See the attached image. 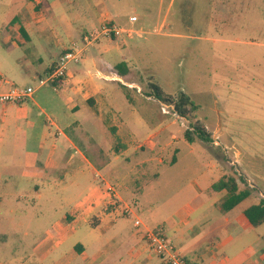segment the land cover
Returning a JSON list of instances; mask_svg holds the SVG:
<instances>
[{
	"label": "rangeland",
	"instance_id": "obj_1",
	"mask_svg": "<svg viewBox=\"0 0 264 264\" xmlns=\"http://www.w3.org/2000/svg\"><path fill=\"white\" fill-rule=\"evenodd\" d=\"M67 1L56 7L54 0H0V74L5 80L14 82L19 88H34L38 80L46 76L43 74L36 81L14 77L8 63L12 49L1 44L11 26L21 34L16 25L22 22L29 23V29L42 24L47 31L54 32L50 36L51 42L56 39L66 47L84 48L80 40L94 28H84V23L70 21L76 30L74 37H68L60 16L67 14L70 17L76 11L71 0ZM101 1V7L112 13L114 24L124 30L136 31L140 36L117 40L100 37L93 46L85 47L80 61L69 68L82 67V61L87 59L89 72L100 70L108 76L94 79L115 81V84H106L112 86L102 88L99 96L85 102V109L95 119L98 128L95 142L103 143L100 142L93 154L111 159L118 156L123 167L125 160L137 164L130 172V186L136 189L135 194L141 185L136 184L140 175L141 181L143 176L150 180L157 176L155 182L152 179L153 186H146L145 195L137 204L140 217L150 227H156L165 216L194 195L190 186L192 181L201 185L205 177H211L209 168L216 161L224 177L232 176L239 189L256 188L251 191L253 195L249 202H257L260 198L257 192L264 193V0H239L240 4L238 0ZM13 17L15 20L7 26ZM129 17L135 20L130 22ZM154 28H159L161 33H153ZM19 38L23 39L22 34ZM31 38L34 42L38 39ZM251 41L262 45H250ZM132 46L134 49L130 51ZM18 51L27 56L31 48L29 44L19 46L14 55ZM40 55L45 60V53L41 51ZM124 57L129 73L126 78L119 77L115 68ZM149 83L157 84L166 97L184 93L198 108L189 114L188 120L178 117L171 105L147 97ZM46 94L60 101L56 110L42 102L47 116L52 120L55 115L63 116L61 108H65L58 90L45 85L34 97ZM28 107L33 111L32 121L36 128L46 132V115L31 103ZM196 122L210 134L212 143L195 136L191 144L186 142L184 131ZM49 130L53 138L54 128ZM32 131L35 129H26L28 147L23 156L16 159L14 177L8 180V187L3 190L8 201L0 211L4 219L0 222V264H51L49 257L41 260L32 256V251L44 238L46 230H51L53 222L58 221L66 210L55 196L47 200L42 198L34 204L27 202L30 200L26 192L28 185L44 184L33 176L34 168H28L37 147ZM65 134L73 138L68 131ZM73 143L72 154L79 150L88 156L86 146L75 140ZM123 146L129 149L127 157L120 155ZM172 157L174 161L170 163ZM21 162L23 165L19 166ZM128 171L127 168L123 173L128 174ZM213 174L212 180L218 181L217 173ZM68 179L64 178L66 182ZM108 181V186L115 187L119 194V181L112 178ZM18 182L22 186L20 184L17 189ZM86 183L81 181L80 185ZM45 185L40 188L44 192L50 189ZM24 194L26 197L22 199ZM56 194L60 195V191ZM122 200L132 201L123 199V196ZM242 207L243 203L237 209ZM76 239L75 234L70 236L67 246Z\"/></svg>",
	"mask_w": 264,
	"mask_h": 264
},
{
	"label": "crops",
	"instance_id": "obj_2",
	"mask_svg": "<svg viewBox=\"0 0 264 264\" xmlns=\"http://www.w3.org/2000/svg\"><path fill=\"white\" fill-rule=\"evenodd\" d=\"M67 2L69 1L54 0L53 3L59 7ZM70 2L76 12L70 17L67 14L60 16L70 38L74 37L76 30L71 22L84 23V26L82 24L84 28L86 26L95 28L104 18L111 21L112 13L101 7L103 4L101 0ZM12 20L15 18L9 20L7 26ZM14 27H9L1 44L7 49H12L8 55L9 69L18 80L36 81L47 73L48 68L65 50L70 48L63 46L56 39L51 42L50 36L52 37L54 32L47 31L46 26L43 27L42 24L37 25L35 29H29V23L26 22L16 25L19 30H23V33L20 31L23 39L19 38L21 34ZM31 36L38 38L36 42L32 41ZM250 43V45H262L254 41ZM26 44L31 48L30 54L27 53L25 56L18 51V54L14 55L19 46ZM133 49V46L130 47V51ZM41 51L45 53V60L40 55ZM121 63L128 68L125 57L115 64V68ZM81 65L82 67L79 68H68L63 84L57 89L62 106L65 108H61L63 116L55 115V120H52L47 116L46 108L42 107L43 102L52 109H59L60 101L57 97L48 94L34 97V94L44 86L38 88L29 99L19 105L0 107V189L2 190L0 211L8 201V196L5 197L3 190L7 189L8 180L14 177L16 159H20L25 148L28 147L26 129H35L32 131L33 139H37L36 152L33 153V161L29 163L28 168H34L33 176L38 181L44 182L41 186L28 185L26 192L30 200L27 202L34 204L42 198L47 200L55 196L59 199V204L66 206L59 220L53 222L51 230H46L44 238L37 243L32 256L35 255L41 260L49 257L51 264H162L159 257L149 252L143 236V228H157L170 239L176 252L186 260L187 264H264V222L257 226H244L240 222L242 212L250 205L256 204L264 197V193L258 191L260 198L257 202L251 203L250 200H245L241 202L242 208L237 209L240 203L233 209L224 211L221 204L226 191L215 192L211 189L217 182L211 178L214 172L217 173L216 179L220 180L225 176L217 167V161L209 168L211 177L210 175L205 177L201 185L192 181L190 186L194 195L165 216L156 227H150L141 218L142 216L140 217L137 204L145 195L146 186H153L157 176L152 177L153 182L152 179L147 181V177L144 176L141 181L139 179L141 175L136 180L135 176L136 184L141 183L137 189L140 193L135 194L136 189L130 186V172L137 164L127 163L128 161L125 160L126 164L123 167L122 160L118 156L111 159L109 156L93 154L101 141L98 142L99 144L95 142V135L99 132L95 119L85 109V102L99 96L102 88L112 86L106 84H115L113 83L115 81L101 82L90 76L91 72L86 68L89 65L87 59H84ZM128 75L127 72L122 77L126 78ZM9 83L15 85L14 82ZM29 103L46 115L45 124L48 127L46 132L36 128L32 121L33 111L28 107ZM91 123L93 125H90ZM51 128H54L53 138L49 134ZM66 131L72 135V139L65 134ZM74 140L87 147L88 156L79 150L75 155L70 152L71 147H75ZM128 150L123 146L120 155L127 157ZM20 165H23L22 162L19 163ZM127 168L128 174H124L123 170ZM23 174L24 172L21 174L22 177ZM65 177L69 178L68 182L64 180ZM108 177L119 181L118 187L121 192L118 194L113 187L114 198L120 207H127L130 210L128 216L119 215L120 207L115 210L109 208V198L106 193L110 183ZM81 181H87L86 185H80ZM20 184L22 186V183L18 182L17 189ZM44 185L50 188L46 192L40 189L44 188ZM82 187L83 189L80 190ZM57 191H60V195L56 194ZM122 196L123 199L132 201L125 202ZM24 197L25 194L22 199H25ZM19 200L20 198L17 199ZM135 219L141 221L142 227L133 226ZM3 220L0 216V222ZM74 234L77 239L67 246V239ZM63 246H66L65 249L62 248Z\"/></svg>",
	"mask_w": 264,
	"mask_h": 264
},
{
	"label": "built area",
	"instance_id": "obj_3",
	"mask_svg": "<svg viewBox=\"0 0 264 264\" xmlns=\"http://www.w3.org/2000/svg\"><path fill=\"white\" fill-rule=\"evenodd\" d=\"M134 20V17L129 18L130 22H133ZM135 32H132L131 30H124L112 21L104 18L100 21L97 27L83 35L81 43L85 48L87 46H92L100 37L117 40L123 37L131 39L133 35L140 36L139 33ZM152 32L155 34L161 33L159 28H154ZM82 51L83 49H76L75 47L65 50L57 61L53 63L50 71L46 73L45 78L39 79L38 84L34 88H19L9 83L0 74V107L13 104L19 105L29 99L38 88L45 85L50 86L53 90H57L63 84L69 65L77 64L80 61ZM89 75L96 78L108 77L100 70H96ZM106 193L109 198L108 205L114 210L120 207V205H118L114 200V191L112 187L107 186ZM118 213L121 216H128L130 214V210L127 207H120ZM133 226L135 228H140L142 227V223L138 219H135L133 221ZM143 236L149 252L159 257L162 264H187L186 260L176 252L170 239L160 229L143 228Z\"/></svg>",
	"mask_w": 264,
	"mask_h": 264
},
{
	"label": "trees",
	"instance_id": "obj_4",
	"mask_svg": "<svg viewBox=\"0 0 264 264\" xmlns=\"http://www.w3.org/2000/svg\"><path fill=\"white\" fill-rule=\"evenodd\" d=\"M20 31L23 33V30ZM116 70L119 77H122L127 73L124 63L118 64L116 66ZM122 87L127 89V87ZM148 89L149 95H147V97L152 96L159 102L162 101L171 105L173 113L185 120H188L190 118L189 114L198 108V106L195 105L194 102L182 92H179L175 97H166L164 96L160 87L155 83H149ZM193 136L206 143H212L210 134L205 131L204 127L198 125L197 122L191 124V127L184 131V139L187 143L191 144L193 142ZM173 161L174 158L172 157L170 163H173ZM153 178H156V175H154ZM146 180L149 181L150 178H146ZM211 189L215 192H220L222 190L226 191L225 198L221 204V207L224 211L233 209L235 206L245 200H250L253 195L251 191L256 190V188L251 187L239 189L236 180L232 176L223 177L213 184ZM137 193L139 194L140 191ZM240 222L244 226H257L264 222V197L260 198L256 204L250 205L242 212L240 215Z\"/></svg>",
	"mask_w": 264,
	"mask_h": 264
}]
</instances>
